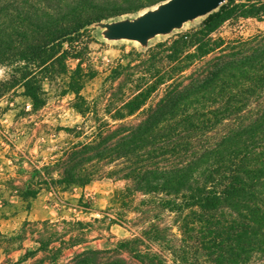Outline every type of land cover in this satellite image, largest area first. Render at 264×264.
<instances>
[{
  "label": "trees",
  "instance_id": "obj_1",
  "mask_svg": "<svg viewBox=\"0 0 264 264\" xmlns=\"http://www.w3.org/2000/svg\"><path fill=\"white\" fill-rule=\"evenodd\" d=\"M162 1L0 0V64L18 65L1 90L22 85L35 107L43 105L42 85L31 82L40 81L30 76L34 67L56 62L54 71L64 73L71 53L65 43L95 23ZM239 17L264 19V0H228L198 28L120 64L111 76L117 87L105 93L107 117L81 95L79 61L70 86L84 124L69 130L85 140L72 141L37 178L8 185L28 200L44 188L102 178L125 184L102 218L65 219L62 230L48 219L25 221L17 234L0 232V249L9 252L32 225L38 246L18 263L44 251L56 264L64 249L85 241V229L102 222L132 235L114 248L77 252L65 264H264V30L213 34Z\"/></svg>",
  "mask_w": 264,
  "mask_h": 264
},
{
  "label": "rangeland",
  "instance_id": "obj_2",
  "mask_svg": "<svg viewBox=\"0 0 264 264\" xmlns=\"http://www.w3.org/2000/svg\"><path fill=\"white\" fill-rule=\"evenodd\" d=\"M165 1L139 11L110 17L91 25L83 34L76 35L71 45L65 43L71 53L64 73L54 71L58 68L56 62L48 65V68L34 67L30 76L40 81L32 79L31 82L36 86L39 82L42 85L43 105L35 107L33 99L26 95L22 85L4 91L0 88V232L17 234L25 221L48 219L59 223L56 227L62 230L65 226L62 221L65 219L93 221L95 217H103L102 211L111 205L115 191L124 186V181L102 178L85 186L74 184L67 188H44L36 197L28 200L11 189L8 181L12 179L16 185H21L37 178L38 169L53 162L72 141L85 140V134L76 137V133L69 130L84 124L83 115L76 109V94L70 86L79 61L82 62L78 74L82 76L81 95L87 99L94 114L107 117L105 93L110 86L116 88L119 83V79H111L114 70L120 64L138 62L141 55L146 54L148 47L198 28L210 14L188 19L168 31L151 35L146 43L111 34L113 25L135 21L142 15L157 10ZM243 1L245 0H236L237 3ZM259 30H264V19L239 17L222 22L213 34L229 38L249 36ZM35 35L37 34H30L31 37ZM77 51L79 59L73 57ZM53 55L52 52L51 56ZM23 64L25 62L20 65L24 66ZM17 66V63L0 64V85L12 78ZM121 70L133 74L131 69ZM79 104L83 103L79 101ZM91 124L93 123L89 122L84 131L90 132ZM107 226L108 223H92L89 229H85V241L64 249L56 264H65L75 253L87 248H114L119 240L132 235L130 230L119 224H112L109 229ZM32 227L35 226H29L25 239L15 241L9 252L0 249V263L54 264L44 251H38L18 263L27 251L38 246L35 241L38 234L31 232ZM71 235H66L65 240H69ZM60 244V241H56L52 246L59 247Z\"/></svg>",
  "mask_w": 264,
  "mask_h": 264
},
{
  "label": "water",
  "instance_id": "obj_3",
  "mask_svg": "<svg viewBox=\"0 0 264 264\" xmlns=\"http://www.w3.org/2000/svg\"><path fill=\"white\" fill-rule=\"evenodd\" d=\"M226 0H169L159 10L150 11L135 21H124L111 27L113 36L136 38L143 43L149 36L165 32L188 19L215 11Z\"/></svg>",
  "mask_w": 264,
  "mask_h": 264
},
{
  "label": "bare ground",
  "instance_id": "obj_4",
  "mask_svg": "<svg viewBox=\"0 0 264 264\" xmlns=\"http://www.w3.org/2000/svg\"><path fill=\"white\" fill-rule=\"evenodd\" d=\"M168 2H169V0L168 1H165L164 3H168ZM157 10H159V8ZM129 39L134 40L136 42L139 41V39H136V38H129Z\"/></svg>",
  "mask_w": 264,
  "mask_h": 264
}]
</instances>
